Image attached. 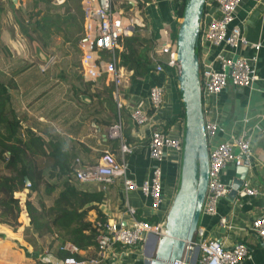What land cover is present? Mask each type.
Returning a JSON list of instances; mask_svg holds the SVG:
<instances>
[{
    "label": "crops",
    "instance_id": "1",
    "mask_svg": "<svg viewBox=\"0 0 264 264\" xmlns=\"http://www.w3.org/2000/svg\"><path fill=\"white\" fill-rule=\"evenodd\" d=\"M179 0H113L114 7L137 32L145 43L144 51L150 58L163 56L158 51L163 41L176 45V34L181 17L178 16ZM263 5L259 0H242L236 11L235 22L243 30L248 42L262 40L258 51L257 68L261 78L250 88H239L228 83L218 97V111L224 131L212 139V143L237 133L242 127L248 130L251 141V162L246 178L260 189L255 196H243L239 202L235 197H223L218 201L216 215L201 213L200 225L207 236L220 238L225 245L245 240L252 245L250 255L239 264H264V244L249 229L252 217L264 213V19ZM215 5L209 7L214 11ZM49 25L34 28V25ZM84 12L81 0H0V58L5 57L3 77L13 81L11 102L24 115V126L53 139L59 146L52 167L59 164L62 151L69 159H75L76 166L91 164L120 163L124 161L127 174L137 181L149 175L154 161L149 157L147 143L150 132L161 127L173 135L185 136L186 113L175 69L164 68L158 72L150 69L142 76L132 77L131 70L120 85L121 131L130 151L120 149V141L110 134V126L117 121L116 102L111 95L110 81L105 77L85 78L81 73V49L79 39L84 33ZM25 41L30 42V55L21 53ZM27 43V44H28ZM173 45V47H174ZM26 49V48H25ZM250 54L251 46H242ZM19 50V51H18ZM20 56V57H19ZM34 57V59H32ZM1 61V60H0ZM152 67V66H151ZM1 68V67H0ZM153 84L164 86L163 103L151 107L148 88ZM110 88V90H109ZM114 89V88H113ZM140 106L149 115V121L137 124L130 111ZM117 112V115H116ZM177 115L175 120H168ZM245 118V119H244ZM169 157L161 162L163 169V211L168 212L180 181L182 166L179 157ZM236 167L229 163L223 178L232 182ZM92 183V182H91ZM89 185L94 186L95 184ZM28 188V187H26ZM122 182L117 177L105 192L102 209L108 219L126 221ZM22 204L25 198L38 207L51 202L52 195L36 194L23 190L16 193ZM54 195V194H53ZM36 200V202H35ZM129 204L143 215H151L149 199L138 190L128 192ZM226 216L230 227L219 224L218 216ZM89 219L96 217V211L88 212ZM20 225L13 229L0 223V264H36L37 260L58 264L52 249L43 241L31 242L25 235L27 217L24 211L19 215ZM117 248L115 256L103 258L98 264H146L136 252V247ZM138 249V250H137ZM148 248V255L151 254Z\"/></svg>",
    "mask_w": 264,
    "mask_h": 264
},
{
    "label": "built area",
    "instance_id": "2",
    "mask_svg": "<svg viewBox=\"0 0 264 264\" xmlns=\"http://www.w3.org/2000/svg\"><path fill=\"white\" fill-rule=\"evenodd\" d=\"M84 12V33L79 39L81 49V73L85 78L96 79L104 76L113 82V98L116 102L118 118L110 126V134L120 141L122 151H130V146L124 141L121 131L120 110L123 102L120 99V85L128 75V70L117 64L116 51L121 48V36L130 33L131 28L123 20L121 13L114 7L113 0H81ZM242 0H204L203 6H208L199 19L197 42L199 44V87L202 96L204 129L208 145V182L202 203L201 213L206 215L218 214V201L229 195L232 182L223 178L224 169L229 163L235 167L245 165L251 167V139L248 130L244 127L237 133H229L228 137L214 144L212 139L224 126L219 119L218 97L228 83L235 87L250 88L261 78L257 68L258 51L262 40L248 42L242 27L235 22L236 11ZM263 5L264 0H259ZM215 5L214 11L209 7ZM163 41L158 51L166 56L167 63L179 73L180 66L176 60V45ZM251 46L253 52L247 54L242 46ZM110 52V58L104 59L100 50ZM152 69L161 72L163 64L153 58ZM164 86L153 84L148 88V99L151 107L158 108L164 99ZM131 117L137 124L149 121L150 115L140 106H134L130 111ZM245 119V118H244ZM184 139L180 135H173L161 127L151 130L147 150L149 157L154 161L149 175L140 181L127 174L124 161L107 164L78 165L75 168L76 178L83 182L100 183L102 189H107L115 178L122 182V194L125 197L126 221L121 223L118 219L95 221L99 229L96 241L99 247L100 258L81 260L73 255L59 259L58 264H98L103 258L115 256L118 245L122 247H144L155 252L158 240L166 234L167 213L162 205L165 201L163 191V169L161 162L169 157L174 160L181 158ZM247 174V173H246ZM26 186L30 183L27 181ZM138 190L149 199L148 205L151 215L157 217L155 222L137 216V209L129 204L128 192ZM261 191L252 185L245 177L242 186L235 197L238 203L243 196H255ZM219 224L231 226L228 218L218 216ZM260 242L264 244V213L252 217L247 226ZM71 250L76 247L68 244ZM250 255L247 245L237 241L225 245L217 237L207 236L204 226H199L196 236L185 246L184 254L174 264H239Z\"/></svg>",
    "mask_w": 264,
    "mask_h": 264
},
{
    "label": "trees",
    "instance_id": "3",
    "mask_svg": "<svg viewBox=\"0 0 264 264\" xmlns=\"http://www.w3.org/2000/svg\"><path fill=\"white\" fill-rule=\"evenodd\" d=\"M186 3L187 0H179V17H182ZM207 9L208 6L204 5L202 12ZM48 26L36 23L33 29ZM120 42L121 48L116 51L117 64L131 70L132 77L142 76L152 68V59L148 51H144L145 43L139 33L123 35ZM195 50L199 56L198 42ZM100 55L104 59L110 58V52L106 49L100 50ZM166 60L164 55L159 58L164 68L175 69ZM3 75L0 74V223L16 229L20 225L19 215L24 211L28 221L24 229L25 235L31 242L49 236L50 240L45 246L53 250L57 259L68 255L81 260L100 258L96 241L99 229L95 221L103 222L107 219L102 209L107 189H102L100 183H93L95 185L91 186V182L78 180L75 159H69L68 154L63 151L59 164L52 167L58 142L52 138L47 140L32 131L28 125H23L24 115L16 111L11 102L13 81L11 78L6 80ZM108 85L111 88L109 93L113 95V82ZM176 117L177 115L173 116L168 123ZM26 178L30 183L28 188ZM23 190L52 195L51 202L47 205L42 203L38 207L27 196L22 204L16 193ZM91 209L96 211L93 220L88 217ZM137 216L150 222L157 220L154 215H143L138 211ZM241 241L250 252L252 245L245 240ZM68 244L74 245L76 249L71 250ZM118 248L122 246L118 245ZM36 264L52 262L37 260Z\"/></svg>",
    "mask_w": 264,
    "mask_h": 264
},
{
    "label": "water",
    "instance_id": "4",
    "mask_svg": "<svg viewBox=\"0 0 264 264\" xmlns=\"http://www.w3.org/2000/svg\"><path fill=\"white\" fill-rule=\"evenodd\" d=\"M204 0H187L176 34V60L179 86L186 113L182 172L167 213L166 236L160 238L146 264H174L195 236L208 182V145L204 129L199 62L196 42ZM229 197H234L245 180L247 167L236 166ZM28 179L26 178V182Z\"/></svg>",
    "mask_w": 264,
    "mask_h": 264
},
{
    "label": "rangeland",
    "instance_id": "5",
    "mask_svg": "<svg viewBox=\"0 0 264 264\" xmlns=\"http://www.w3.org/2000/svg\"><path fill=\"white\" fill-rule=\"evenodd\" d=\"M28 42H26L25 41V47L22 49V50H20L21 51V53L22 52H24L25 53V55H22V58H27V59H30V58H28V56L30 55V49H28L29 48V45H31V43L29 42L28 44H27ZM0 44H1V41H0ZM26 48V49H25ZM19 51V50H18ZM20 57V56H19ZM32 59H34V57L32 58ZM0 69H3V67H4V60H5V57L4 56H2V58H0ZM0 71H2V70H0ZM2 74H4L5 72H1ZM0 73V74H1ZM182 155H183V151H182V154H181V158H180V160H181V166H182ZM182 172V171H181ZM175 191H176V189H175ZM35 202H36V200H35ZM38 203V201L36 202V204ZM198 225H200V222L198 223ZM196 233H197V231H196ZM196 233H195V235H196ZM41 241H44V243H47L49 240H50V237L49 236H45L44 238H41L40 239ZM136 248H138V249H140L139 247H136ZM137 249V250H138ZM141 250V249H140ZM137 253V255H138V257L142 260V261H147V259H149L150 257H152L153 256V251H152V253L151 254H149L148 255V248L147 247H144L143 249H142V251H138V252H136Z\"/></svg>",
    "mask_w": 264,
    "mask_h": 264
},
{
    "label": "bare ground",
    "instance_id": "6",
    "mask_svg": "<svg viewBox=\"0 0 264 264\" xmlns=\"http://www.w3.org/2000/svg\"><path fill=\"white\" fill-rule=\"evenodd\" d=\"M165 236H166V234H165Z\"/></svg>",
    "mask_w": 264,
    "mask_h": 264
}]
</instances>
